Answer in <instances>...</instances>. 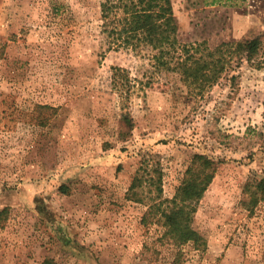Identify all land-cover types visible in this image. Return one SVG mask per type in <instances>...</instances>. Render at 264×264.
<instances>
[{"label": "rangeland", "instance_id": "rangeland-1", "mask_svg": "<svg viewBox=\"0 0 264 264\" xmlns=\"http://www.w3.org/2000/svg\"><path fill=\"white\" fill-rule=\"evenodd\" d=\"M101 1L0 0V264H264V199L241 203L264 173V66L242 63L234 82L191 93L149 50L107 49ZM172 7L181 43L263 33L264 0ZM111 67L155 87L130 94L124 135ZM145 151L164 199L195 154L215 162L192 222L204 248L165 239L141 222L146 203L127 199Z\"/></svg>", "mask_w": 264, "mask_h": 264}, {"label": "trees", "instance_id": "trees-1", "mask_svg": "<svg viewBox=\"0 0 264 264\" xmlns=\"http://www.w3.org/2000/svg\"><path fill=\"white\" fill-rule=\"evenodd\" d=\"M227 0H203L207 5H224ZM101 32L107 49L151 52L152 66L159 73H175L191 93L202 94L223 78L235 81L234 72L242 63L260 69L264 66V29L261 35L245 40L221 42L209 47L206 41L181 43L173 13L172 0H102L100 3ZM264 28V13L262 16ZM261 58V59H260ZM110 89L119 98L122 112L119 135L123 129L133 128L126 110L131 93L153 90L151 80L132 81L127 70L110 69ZM137 83V84H136ZM137 85H140L137 87ZM216 170L215 162L195 154L183 179L171 199L162 197L161 165L152 152L139 155L138 168L127 190V199L147 205L141 222L145 225L157 222L163 229L162 237L175 245L192 242L195 248L205 247L203 237L192 227L193 216L199 201L211 184ZM59 190L65 193V186ZM241 203L245 208L254 207L264 199V173L260 180L246 183ZM7 209L0 210V217ZM42 264H53L44 260Z\"/></svg>", "mask_w": 264, "mask_h": 264}]
</instances>
